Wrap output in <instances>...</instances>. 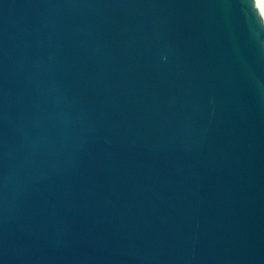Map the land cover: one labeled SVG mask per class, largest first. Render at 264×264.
<instances>
[{"label":"water","instance_id":"95a60500","mask_svg":"<svg viewBox=\"0 0 264 264\" xmlns=\"http://www.w3.org/2000/svg\"><path fill=\"white\" fill-rule=\"evenodd\" d=\"M0 264H264L255 0H0Z\"/></svg>","mask_w":264,"mask_h":264},{"label":"bare ground","instance_id":"6f19581e","mask_svg":"<svg viewBox=\"0 0 264 264\" xmlns=\"http://www.w3.org/2000/svg\"><path fill=\"white\" fill-rule=\"evenodd\" d=\"M263 18H264V0H255Z\"/></svg>","mask_w":264,"mask_h":264}]
</instances>
